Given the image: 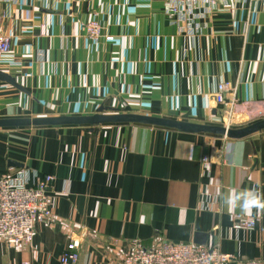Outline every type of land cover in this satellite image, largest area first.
Here are the masks:
<instances>
[{"label": "crops", "instance_id": "1", "mask_svg": "<svg viewBox=\"0 0 264 264\" xmlns=\"http://www.w3.org/2000/svg\"><path fill=\"white\" fill-rule=\"evenodd\" d=\"M215 1L190 37L170 25L167 0H3L12 51L0 70L26 93L0 82V119L92 116L104 106L224 127L215 95L225 83L227 103L264 106V0ZM94 15L112 42L87 40ZM22 169L30 186L54 178L57 222L36 224L29 245L0 239V264H61L71 240L78 264L117 262L164 241L264 264V131L231 140L134 124L0 129V177ZM249 190L261 207L227 205L229 193ZM240 216L256 221L253 231L233 229Z\"/></svg>", "mask_w": 264, "mask_h": 264}, {"label": "built area", "instance_id": "2", "mask_svg": "<svg viewBox=\"0 0 264 264\" xmlns=\"http://www.w3.org/2000/svg\"><path fill=\"white\" fill-rule=\"evenodd\" d=\"M3 0H0L2 2ZM17 3L18 0H6ZM215 0H167L165 16L175 32L195 37L201 34L202 21L208 13L218 10ZM225 7L228 4L225 3ZM1 21V17H0ZM85 36L93 44L102 41L112 42L113 36L96 15L84 25ZM12 51L11 38L0 29V61ZM230 84H220L215 95V102L224 127L232 128L245 123L253 124L264 120V106L260 101L226 102V93ZM204 169L208 168V157L202 159ZM30 172L26 169L13 175L0 177V239L8 248L29 245L33 241V231L38 223L55 224L53 202L48 189L54 178L46 176L42 180L35 179L30 186ZM256 221L253 218L240 216L234 224V230L253 231ZM79 242L71 240L60 256L61 264H78ZM257 264L234 260L222 254L217 248H209L195 244H177L161 242L150 249H136L117 262L105 264Z\"/></svg>", "mask_w": 264, "mask_h": 264}, {"label": "water", "instance_id": "3", "mask_svg": "<svg viewBox=\"0 0 264 264\" xmlns=\"http://www.w3.org/2000/svg\"><path fill=\"white\" fill-rule=\"evenodd\" d=\"M0 82L10 85L20 92L26 90L11 75L0 70ZM112 112V114H106ZM106 124H134L175 130L183 134L222 136L231 140L247 138L264 131V120L239 129L226 128L217 125L194 124L172 119L158 118L139 114L119 113L117 110L101 106L92 116H62L36 118H7L0 119V129L44 128L86 126L95 129ZM10 165H14L11 163ZM21 167V166H20ZM204 245L205 236H198Z\"/></svg>", "mask_w": 264, "mask_h": 264}, {"label": "clouds", "instance_id": "4", "mask_svg": "<svg viewBox=\"0 0 264 264\" xmlns=\"http://www.w3.org/2000/svg\"><path fill=\"white\" fill-rule=\"evenodd\" d=\"M226 203L229 206H233L239 203L244 212H250L253 207H261V201L259 196L254 191H245L239 193H229L226 197Z\"/></svg>", "mask_w": 264, "mask_h": 264}]
</instances>
